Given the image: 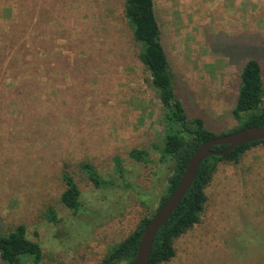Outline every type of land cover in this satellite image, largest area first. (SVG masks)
Instances as JSON below:
<instances>
[{
  "label": "rangeland",
  "instance_id": "rangeland-1",
  "mask_svg": "<svg viewBox=\"0 0 264 264\" xmlns=\"http://www.w3.org/2000/svg\"><path fill=\"white\" fill-rule=\"evenodd\" d=\"M124 1L0 0V228L23 224L41 247L38 264H99L155 212L171 171L159 161L163 111ZM154 10L177 97L216 136L236 131L249 57L264 84V0H154ZM135 148L150 162L130 158ZM83 161L118 185L95 187ZM65 167L80 190L76 214L59 201ZM205 193L200 221L160 264H264V143L220 162Z\"/></svg>",
  "mask_w": 264,
  "mask_h": 264
},
{
  "label": "trees",
  "instance_id": "trees-1",
  "mask_svg": "<svg viewBox=\"0 0 264 264\" xmlns=\"http://www.w3.org/2000/svg\"><path fill=\"white\" fill-rule=\"evenodd\" d=\"M124 16L139 47L138 59L150 75V85L156 91L163 111L164 136L161 146H156L160 153L159 161L162 164L170 162L172 165L157 201L156 212L176 189L196 149L216 134L205 125L200 116H191L176 95L174 77L161 43V30L155 15L154 0H125ZM239 78L235 105L232 108V116L239 123L237 129L264 125V84L260 61L249 57L242 65ZM259 143H264V140L244 143L224 155H211L203 160L179 205L157 231L147 264H160L170 260L175 255L174 240L200 221L207 201L205 189L218 164L238 161L247 149ZM225 147L219 145L213 146L212 149L221 151ZM128 154L136 161L150 162L148 151L144 148L131 149ZM113 163L114 173L123 179L122 160L116 156ZM80 166L95 187L111 188L118 185L114 179L104 178L90 162L83 161ZM61 180L64 189L59 201L76 214L81 209L80 190L66 167L61 172ZM132 186L134 185L123 180V187ZM154 213L150 217H143L124 239L111 245L99 264H130L136 254L142 231ZM45 217L55 224L60 221L53 206L46 208ZM41 256L39 243L27 238L23 224L16 225L6 233H2L0 228V260L5 264H38Z\"/></svg>",
  "mask_w": 264,
  "mask_h": 264
},
{
  "label": "water",
  "instance_id": "water-1",
  "mask_svg": "<svg viewBox=\"0 0 264 264\" xmlns=\"http://www.w3.org/2000/svg\"><path fill=\"white\" fill-rule=\"evenodd\" d=\"M264 140V125H252L236 131L215 136L204 141L191 156L185 170L183 171L176 189L162 203L158 210L145 225L136 250L133 261L130 264H147L152 243L157 231L170 218L175 208L179 205L183 196L192 184L196 173L206 158L211 155H224L232 151L235 147L249 142ZM225 145L221 151L213 150V146Z\"/></svg>",
  "mask_w": 264,
  "mask_h": 264
}]
</instances>
